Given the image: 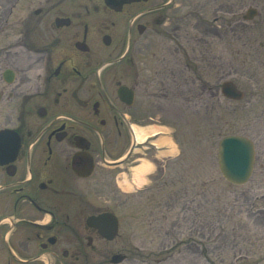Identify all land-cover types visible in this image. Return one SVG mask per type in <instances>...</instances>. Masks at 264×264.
I'll return each mask as SVG.
<instances>
[{"label":"flooded vegetation","instance_id":"af4514ba","mask_svg":"<svg viewBox=\"0 0 264 264\" xmlns=\"http://www.w3.org/2000/svg\"><path fill=\"white\" fill-rule=\"evenodd\" d=\"M20 1L8 10L0 4V65L8 61L1 78L15 82L5 104L14 107L17 133L14 154H0L12 159L0 164V264H120L113 258L128 256L117 241L118 165L106 157L133 146L132 123L153 120L145 108L150 82L159 100L197 105L203 70L191 44L198 39L184 27L196 33L198 15L194 8L183 13L181 0H37L6 47L7 11ZM213 32L220 36L208 26L204 38ZM158 39L170 46L169 56L151 53ZM171 46L180 60H171ZM206 55L207 76H228L223 54L207 48ZM262 67L264 52L262 61L243 65L238 85L233 81L242 93L240 135L260 157L264 112L253 120L244 115L254 99L264 102ZM201 89L213 97L212 82ZM99 216L102 232L89 224Z\"/></svg>","mask_w":264,"mask_h":264},{"label":"rangeland","instance_id":"374dc122","mask_svg":"<svg viewBox=\"0 0 264 264\" xmlns=\"http://www.w3.org/2000/svg\"><path fill=\"white\" fill-rule=\"evenodd\" d=\"M14 2L0 0L7 10ZM38 5L37 0H21L17 9L7 11L6 47L16 38L17 20ZM181 6L183 13L194 8L198 15L196 33L188 23L184 27L198 39L191 44H196L197 65L203 70L198 76L197 105L185 108L179 100H159L158 87L150 82L145 108L153 120L143 125L162 130L156 133L157 139L151 136L142 148H136L128 163L112 171L119 172L117 241L128 256L120 264H264V157L256 155L253 174L243 185L227 182L217 162L218 141L225 135L241 134L244 122L242 103L225 98L220 86L226 80L238 85L243 65L262 61L264 0H181ZM249 7L258 14L244 21ZM208 26L217 28L220 36L213 32L204 38ZM169 47L158 39L151 53L169 56ZM171 48V60H180L182 55ZM207 48L223 54L228 76H207ZM154 64L150 58V79ZM7 65L8 61L0 65V129L15 125L14 107L5 104L15 82L8 84L1 78ZM259 72L264 80V67ZM207 81L214 84L212 98L201 92ZM261 111L263 100L254 99L244 117L253 120ZM260 118L258 125L263 126L264 114ZM114 158L119 159L118 154L107 157Z\"/></svg>","mask_w":264,"mask_h":264},{"label":"water","instance_id":"95a60500","mask_svg":"<svg viewBox=\"0 0 264 264\" xmlns=\"http://www.w3.org/2000/svg\"><path fill=\"white\" fill-rule=\"evenodd\" d=\"M256 15L257 10L251 7L243 15V20H252ZM7 72L4 73V76ZM6 81L11 82L12 79L9 78ZM221 92L225 97L235 100H239L242 96V93L231 81H226L222 84ZM7 149L11 150L12 154L16 151L17 133L11 129H2L0 130V154H3ZM11 160H0V164H5ZM217 162L218 168L226 181L234 185L247 183L252 175L255 163L253 142L241 135H226L222 137L218 142ZM102 218L103 216L91 217L89 224L94 225L102 232L100 226ZM116 228V221H114L113 231ZM124 258L123 255H117L113 258V261L117 263Z\"/></svg>","mask_w":264,"mask_h":264},{"label":"bare ground","instance_id":"6f19581e","mask_svg":"<svg viewBox=\"0 0 264 264\" xmlns=\"http://www.w3.org/2000/svg\"><path fill=\"white\" fill-rule=\"evenodd\" d=\"M160 130H162V129L152 130V129H148V128H143V126H134V133H135L136 141L138 143H143L146 141L147 138L153 136L154 134H156ZM134 170L136 173H139L141 169L135 168ZM139 183H140V181H139Z\"/></svg>","mask_w":264,"mask_h":264}]
</instances>
